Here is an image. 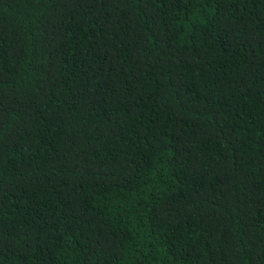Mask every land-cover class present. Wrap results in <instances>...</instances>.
I'll return each mask as SVG.
<instances>
[{
  "label": "trees",
  "instance_id": "1",
  "mask_svg": "<svg viewBox=\"0 0 264 264\" xmlns=\"http://www.w3.org/2000/svg\"><path fill=\"white\" fill-rule=\"evenodd\" d=\"M0 264H264V0H0Z\"/></svg>",
  "mask_w": 264,
  "mask_h": 264
}]
</instances>
